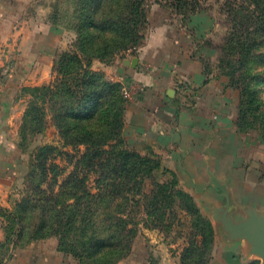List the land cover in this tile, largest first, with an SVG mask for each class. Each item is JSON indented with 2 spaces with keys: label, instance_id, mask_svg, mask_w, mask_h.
<instances>
[{
  "label": "crops",
  "instance_id": "1",
  "mask_svg": "<svg viewBox=\"0 0 264 264\" xmlns=\"http://www.w3.org/2000/svg\"><path fill=\"white\" fill-rule=\"evenodd\" d=\"M151 1L139 57L123 58L115 71V80L124 84L129 99L125 125L129 145L161 155V171L175 174L179 186L212 218L216 250L209 264L219 259L224 242L230 243H226V264H246L249 260L235 262L233 254L249 253L248 243L224 240L223 226L213 218V208L229 202L235 214L249 204L264 210V150L239 131L236 92L224 76L213 74L209 63L216 54L194 34L192 18L205 16L193 13L184 23L171 15L168 0ZM52 8L53 3L43 0H0V70L8 51L14 50L16 57L11 78L0 80V206L10 211L14 210L17 194L13 193L23 163L16 143L18 130H9V124L22 115L17 99L10 100L13 112H5L11 91L35 82L23 77L20 60L25 50L19 44L23 36L71 35L64 24L51 18ZM195 30L197 34L201 29L196 25ZM48 40L50 44L51 38ZM55 51L49 49L51 76ZM9 136L15 143H9ZM9 224L7 215L0 212V264H77L58 251L54 238L19 243L14 236L16 227ZM151 246L146 242L134 245L117 264H154L149 258Z\"/></svg>",
  "mask_w": 264,
  "mask_h": 264
},
{
  "label": "rangeland",
  "instance_id": "2",
  "mask_svg": "<svg viewBox=\"0 0 264 264\" xmlns=\"http://www.w3.org/2000/svg\"><path fill=\"white\" fill-rule=\"evenodd\" d=\"M43 1L53 3V8L50 13L51 18L57 23L64 24L71 35L23 36L24 39L19 44L25 50L24 56L20 60L23 63V77L25 81L35 82H25L16 92L11 91L5 112L6 114L13 112V105L10 104V100L13 98L17 99L18 111L22 110V115L18 114L17 119L13 120L14 123L12 126L9 124V130H11V127L17 128L18 130L16 143L20 149L19 154L23 159V163L21 164L20 179L13 194H17L14 198L18 206L24 208L26 214L28 213V219L26 220L28 235L26 238L30 240H32V232L37 229V226L41 224L40 222H43V208L40 210L36 209L35 203L43 205V201L53 202L58 197L61 199L65 198V203L68 199L72 205L71 207L67 206L65 208L68 213L72 214L75 210H79L84 216L92 217L98 222L101 220L103 214L114 208H118V206L109 205L106 196H103L100 189H98L97 180L100 174L99 171H96L98 169L93 165L89 167L79 166L78 161L84 155L85 145L69 143L63 138L54 122L52 106L49 103H47L43 112V114L45 113L43 128L41 131L36 132L32 130L33 123L31 117L27 115L32 101L41 99L39 96H44L46 91L44 92L42 87L48 86L53 82L54 76L57 74L54 71V64L59 59V55L65 51H77V40L79 38L76 29L78 17H76L77 13L75 14L74 12L77 11L79 0ZM182 1L184 3L183 6L186 5L185 7L180 6L177 0H168L167 6L169 7L170 13L171 15H176V18H179L184 23H187L188 19L191 18L193 13L190 10L195 7V13L201 12L202 16H205L203 18L198 17L200 20L192 18L191 27L194 26L193 31L195 36H201V44L204 43L206 47L210 46L216 54L213 62L209 63L213 74L218 77L224 76L228 84L235 90L238 121L241 101L245 97L239 87H236L237 80L240 81L241 79L243 86L247 84V86L255 85L259 87V70H264V63L259 60V54L264 53V41L262 44L259 42L262 41L261 37H264L261 33L259 15L258 17L252 16V12L249 10L252 6L248 3V0ZM151 2V0H146L147 5L145 6V10L147 16L151 13L149 4ZM147 24L143 27L144 35L148 28ZM196 25H198V29H201L197 31V34L195 30ZM74 34L76 36H73ZM49 37L51 38L50 44ZM106 37L109 38L108 40L111 39L113 41L115 36L110 34ZM59 40L61 43L57 46ZM90 44L91 46L93 45L92 48ZM142 45L143 38L136 43L132 42L119 49L115 50L113 48L111 55L104 59L94 57L92 69L104 72L107 79L116 82L118 81L115 80L116 67L122 63L123 58L139 57V50ZM19 46L17 47L19 48ZM100 46L101 43L95 39L93 43H88L87 48L93 54H98L99 52L96 50H99L98 47ZM49 49L50 52L51 49L53 51L56 50L54 63L51 68L52 76L48 68V64L51 61V58L48 57ZM13 53L14 50L8 51L5 65L0 70V80L2 82L5 78L8 80L11 78L16 61ZM248 55L251 56L246 58ZM104 68H107V70ZM17 76L19 78V75ZM36 81L39 83L37 84ZM120 83L126 95L124 84L122 82ZM261 83L264 85V82L261 81ZM57 94L61 95L59 93ZM45 102H48L47 97ZM126 122L127 113L125 116V125ZM247 126L248 128L246 130L239 131L247 134L249 141L253 144H258L259 150L263 151L264 135L259 128H255L249 125V123ZM72 133H75V131ZM122 138L126 142V148L128 150L139 152L145 157L155 158V160H159L162 163L161 155L154 152L143 153L131 147L128 136L125 133V126L123 128ZM8 139L9 143H15L13 136H9ZM148 172L147 170V173L141 179L142 185H140V188L143 189L144 193L139 196H134V201L120 202L122 203L120 210H125L130 217L128 218L129 221L132 222L130 227L134 234L133 246L142 244L143 242L151 244L149 258L154 264H164V262H167L165 264H170L169 262L171 260H174L175 263H183L182 259L184 257L194 262L205 259L210 252L214 255L216 250L215 225L212 218L203 213L201 206L197 202L202 217L197 214L198 211L195 208L192 210L194 215L181 207H177V210L173 212L167 209L168 206L170 207L168 201H163V209L159 207V204L156 207L144 209L143 205L147 206V203H149L147 196L152 194L153 179L162 182L174 178L178 180L175 174L161 171V167L160 169L154 170L151 175ZM86 178L88 180L87 188L84 185ZM74 194L79 196V198L72 197ZM37 199L41 200L38 202ZM245 216L246 212L240 210L237 211L234 217L236 220H241ZM206 220L212 222V227L206 223ZM81 226L83 225L81 224ZM223 236L224 240H228L226 233ZM49 238L57 240L58 251L62 255L69 256L77 264H80L81 261L79 259L65 251V249H61L60 236L57 234L34 239L33 241ZM226 243L230 244L229 242L222 244L220 251H223V253L215 264L227 263L225 251H227L228 246L226 247ZM230 246L233 245H229V248H231ZM236 252L239 251L236 250ZM233 256L235 262L242 263L249 260L246 264H252L254 262L256 264H262L261 258L250 253L244 255L234 253Z\"/></svg>",
  "mask_w": 264,
  "mask_h": 264
},
{
  "label": "trees",
  "instance_id": "3",
  "mask_svg": "<svg viewBox=\"0 0 264 264\" xmlns=\"http://www.w3.org/2000/svg\"><path fill=\"white\" fill-rule=\"evenodd\" d=\"M177 1L180 6H186H183L182 0ZM248 3L252 6L249 8L252 16L259 15L264 36V0H248ZM146 5V0H79L77 11H74L78 17V49L59 55L54 64L57 74L53 82L42 87L46 93L43 97L39 96L41 99L32 101L27 114L33 123L32 130L41 131L45 121V106L47 103L52 106L54 122L63 138L69 143L85 145L84 155L78 161L79 166L93 165L98 169V189L106 196L109 205L118 208L103 214L98 222L84 216L79 210L68 213L65 208L72 205L68 199L65 203V198L58 197L53 202L43 201V205L35 203L36 209L43 208V222L32 232L30 240L26 238L28 213L25 209L18 206L17 202L13 211L0 206V212L7 215L11 228L16 227L14 236L19 243L25 244L57 234L60 236L61 249L79 259L80 264H117L132 251V222L128 219V213L120 210V202L134 201V196L143 194L140 188L143 175L147 170L151 175L154 170L160 169L161 161L126 148L122 133L129 99L120 82L111 81L104 72L92 69V61L94 57L104 59L111 55L113 48L119 49L142 38L144 42L143 27L148 23ZM190 11L195 13L196 7ZM110 34L115 36L113 41L106 37ZM95 39L101 43L98 47L100 51L96 50L98 54H93L87 48L88 43H93ZM261 39L259 42L262 44L264 37ZM259 60L264 63V53L259 54ZM258 75L259 87L243 86L241 79L236 82V87L245 97L241 101L237 126L244 131L249 123L259 128L264 135V85L261 83L264 82V70H259ZM46 97L48 102H45ZM152 184V194L147 196L149 203L143 205L144 209L158 204L163 209V201H168L170 207L167 209L173 212L181 207L193 214L195 208L202 217L194 197L179 186L176 178L163 182L153 179ZM84 185L88 187L87 178ZM72 197L79 198L76 194ZM40 200L37 199L38 202ZM206 223L212 227L211 221L206 220ZM10 235L9 231L11 240ZM212 258L210 252L203 260L193 262L184 257L182 262L209 264Z\"/></svg>",
  "mask_w": 264,
  "mask_h": 264
},
{
  "label": "water",
  "instance_id": "4",
  "mask_svg": "<svg viewBox=\"0 0 264 264\" xmlns=\"http://www.w3.org/2000/svg\"><path fill=\"white\" fill-rule=\"evenodd\" d=\"M213 218L220 222L230 241H246L249 253L262 259L264 264V210L252 204L245 208L246 216L236 220L235 208L226 202L222 206L213 208Z\"/></svg>",
  "mask_w": 264,
  "mask_h": 264
}]
</instances>
